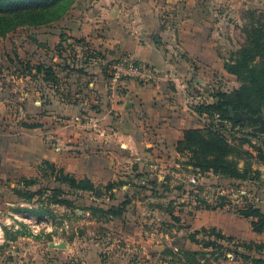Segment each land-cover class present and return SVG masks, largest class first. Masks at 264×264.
<instances>
[{
    "label": "rangeland",
    "instance_id": "obj_1",
    "mask_svg": "<svg viewBox=\"0 0 264 264\" xmlns=\"http://www.w3.org/2000/svg\"><path fill=\"white\" fill-rule=\"evenodd\" d=\"M28 7L24 6V15L17 18L0 15L4 17L0 20V264H70L82 260L84 253L94 264H252L264 259L263 246L235 237L234 241H217L219 248L209 247L196 256L188 254L201 250L188 240L193 231L214 227L223 233L234 225L249 224L250 219L240 216L235 208L247 201L264 209V159L255 157L264 135H248L259 134L255 131L258 124L240 113L235 114L236 123L225 122V129L228 141L235 147L238 166L246 169L243 180L201 173L187 164V156L178 153L171 163H161L136 157L130 148L122 153L119 164L114 162V175L87 177L95 184L114 181L112 195L72 191L42 176L40 166L45 159L40 156L36 138L42 136L46 145L52 144L51 124L46 133L27 129L39 114L32 107L26 112L21 87L10 76L18 75L19 69L14 67L24 61L20 50L37 43L40 31L57 28L67 18V12L58 19L39 21L43 10L35 8L28 13ZM202 11L219 60L212 69L195 72L202 81L186 76L185 89L195 111L214 102L218 91L230 92L244 83L242 75L227 69L239 59L250 27L264 24V18L258 20L264 17V0H205ZM49 101L44 97L42 103ZM258 116L264 117V111ZM88 120V115H79L75 121L81 125ZM81 129V136H85L86 127ZM91 148L84 144L76 150ZM23 177L37 178L39 182L25 187ZM60 188L64 193L59 197L67 202L47 204L52 190ZM218 195L225 197V206L207 207L214 205ZM122 202L125 204L120 206ZM113 206L120 207V214L109 210ZM235 241L248 244L237 248Z\"/></svg>",
    "mask_w": 264,
    "mask_h": 264
},
{
    "label": "crops",
    "instance_id": "obj_2",
    "mask_svg": "<svg viewBox=\"0 0 264 264\" xmlns=\"http://www.w3.org/2000/svg\"><path fill=\"white\" fill-rule=\"evenodd\" d=\"M204 3L205 0H75L64 22L57 28L40 31L37 43L21 49L24 61L14 67L19 69L18 75L10 78L21 87L26 112L30 107L38 111L33 122L38 125L27 129L46 133L51 124L54 134L48 145L42 136L36 138L41 158L66 172L89 178H98L99 173L114 175V162L119 164L122 153L129 148L136 157L155 162L171 163L178 158L176 142L182 138L183 130L208 122L205 115L190 106L193 101L185 89L186 76L202 81L195 72L212 69L219 60L208 37ZM123 55L148 67L154 74L152 79L140 82L127 78L114 85L107 77L106 66ZM38 62L53 66L55 86L43 81L40 74L32 79L34 71L29 74L24 70L27 63ZM44 97L50 99L48 104L42 103ZM79 115H88V122H76ZM85 127L87 132L81 136L79 131ZM84 144L92 148L77 152ZM82 161L86 164L82 165ZM223 233L264 244V231L254 232L250 223L234 225ZM70 264L94 261L89 262L84 253L82 260Z\"/></svg>",
    "mask_w": 264,
    "mask_h": 264
},
{
    "label": "trees",
    "instance_id": "obj_3",
    "mask_svg": "<svg viewBox=\"0 0 264 264\" xmlns=\"http://www.w3.org/2000/svg\"><path fill=\"white\" fill-rule=\"evenodd\" d=\"M75 0H0V15H12L14 18L19 15H24V6L28 7V13H33L35 8L42 9V15L39 21L49 19H58L68 12ZM257 11V10H256ZM254 12V11H253ZM251 12V13H253ZM264 17L258 18L261 19ZM4 17H0L3 20ZM251 16V20H254ZM63 35H60L61 40H64ZM72 42H78V39H73ZM61 43L56 47L60 51ZM240 57L234 65L226 67L228 72L242 75L244 83L237 89L230 92L218 91L215 95V101L205 107L196 108L198 114H203L208 119L204 128H187L183 130V136L176 142V152L180 156H187L191 167L197 169L201 173L212 172L214 175L223 176L229 179H245L246 169L238 166V159L234 154L235 147L228 141L226 136L225 122L236 123L235 114L240 113L244 116L256 117L264 111V24L258 28L254 25L247 31L246 42L240 47ZM106 66V69L108 68ZM32 79L40 74L43 81L52 86L56 84V76L52 65H47L43 62L31 65L27 63L24 68ZM107 77L110 74L107 72ZM37 123L27 124V128L36 127ZM252 137H261L256 133H247ZM264 146V141L261 142ZM250 146H253L250 144ZM262 146L256 147L257 159H264V150ZM241 150V149H240ZM243 154L251 156V153L246 150H241ZM42 176L45 179L51 177L53 180L64 184L72 191H90L95 195L113 194L112 188L115 185L114 181H109L106 184H95L89 178H77L74 175L65 172L62 167L56 164L43 160L40 166ZM41 179V178H40ZM39 182L37 178H22V183L25 187ZM63 189H53L47 204L57 203L62 204L67 202L61 199L59 195L63 194ZM30 195L32 193H29ZM110 195V196H111ZM229 201V200H228ZM122 202L120 206L124 205ZM226 201L224 196L218 195L214 201V205H206L207 207H223ZM115 214H120V207H110ZM237 213L245 218L250 219V227L256 233L264 231V209L254 204L252 201H247L242 207H235ZM31 212H35L33 209ZM212 234L214 239H211ZM201 236L202 239L198 238ZM188 240L196 245H199L201 250L189 251L190 256H196L209 247H221L217 241H234L231 236L224 235L221 231L214 227L201 228L190 233ZM236 242V241H235ZM248 244L245 241H237L236 247H244ZM257 246H263V243H252ZM241 257H245L243 253H237ZM252 264H264V259H256Z\"/></svg>",
    "mask_w": 264,
    "mask_h": 264
},
{
    "label": "built area",
    "instance_id": "obj_4",
    "mask_svg": "<svg viewBox=\"0 0 264 264\" xmlns=\"http://www.w3.org/2000/svg\"><path fill=\"white\" fill-rule=\"evenodd\" d=\"M108 68L110 70L109 79L116 86L122 84L127 78L144 82L152 79L154 75L148 67L128 55H123L118 60L109 63Z\"/></svg>",
    "mask_w": 264,
    "mask_h": 264
},
{
    "label": "water",
    "instance_id": "obj_5",
    "mask_svg": "<svg viewBox=\"0 0 264 264\" xmlns=\"http://www.w3.org/2000/svg\"><path fill=\"white\" fill-rule=\"evenodd\" d=\"M247 120L257 123L258 125L255 127V131H257L259 134L264 135V117H253V116H247Z\"/></svg>",
    "mask_w": 264,
    "mask_h": 264
}]
</instances>
